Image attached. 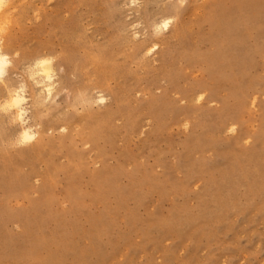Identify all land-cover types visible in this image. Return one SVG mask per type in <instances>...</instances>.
Returning a JSON list of instances; mask_svg holds the SVG:
<instances>
[{"label":"rangeland","instance_id":"obj_1","mask_svg":"<svg viewBox=\"0 0 264 264\" xmlns=\"http://www.w3.org/2000/svg\"><path fill=\"white\" fill-rule=\"evenodd\" d=\"M128 2L0 10L9 83L59 54L68 89L32 143L0 117V264H264V0Z\"/></svg>","mask_w":264,"mask_h":264},{"label":"clouds","instance_id":"obj_2","mask_svg":"<svg viewBox=\"0 0 264 264\" xmlns=\"http://www.w3.org/2000/svg\"><path fill=\"white\" fill-rule=\"evenodd\" d=\"M139 4L140 0H129L127 6L134 8ZM7 6L8 0H0V10ZM9 26L10 21H0V88L4 90V94L0 95V117H7L9 125L19 126L17 143L26 145L34 142L38 136L31 124V112L34 109L47 110L49 105L57 103L61 95H67L68 89H60V76L65 70L63 66L56 67L60 59L59 54L35 58L25 65L23 74L18 77L16 84L9 83V69L13 68L14 59L20 56L18 51L15 53L4 51L3 36L7 34ZM163 27L167 29L168 22H165ZM29 82L35 91V101L29 96ZM97 102L102 103L103 100ZM60 130L65 131L64 128Z\"/></svg>","mask_w":264,"mask_h":264},{"label":"bare ground","instance_id":"obj_3","mask_svg":"<svg viewBox=\"0 0 264 264\" xmlns=\"http://www.w3.org/2000/svg\"><path fill=\"white\" fill-rule=\"evenodd\" d=\"M242 2V1H241ZM249 2H251V1H249ZM251 4V3H250ZM254 4V3H253ZM243 6V5H242ZM172 7V6H171ZM246 7V6H245ZM161 7H159V9H160ZM243 8H244V6H243ZM170 8H161V10L163 11V13L165 12L166 13V11H168ZM247 9V8H246ZM175 10L177 11V9L175 8ZM243 10V9H242ZM159 12H161V11H159ZM170 11H168V13H169ZM171 12H174V11H171ZM210 12V11H209ZM153 13V12H152ZM176 13V12H175ZM259 13V12H258ZM264 13V12H263ZM256 14V13H255ZM150 16H152V15H154V14H149ZM258 15V14H257ZM149 16V17H150ZM156 16V15H155ZM172 16V15H171ZM171 16H162L160 19H153L152 20V24H151V28H152V34H153V36H156V40H153V44L152 45H149V42H148V40H143V41H140V42H138L137 43V49L139 50V52L140 53H143V54H145V52L144 51H153V50H158V49H160L159 48V46H160V42H159V40L161 39V40H165L166 38L164 37V36H161V34H162V31L163 30H165V28L163 27V25L165 24V22H168V27H167V29L169 30L170 29V27L172 26L171 25V23H172V20L176 17L177 18V14L176 15H174L175 17L173 18V19H171L172 17ZM260 16V15H259ZM148 17V19H150ZM251 17V16H250ZM263 17V16H262ZM175 20V19H174ZM212 20V19H211ZM177 21V20H176ZM151 22L149 21V24H150ZM179 23V22H178ZM173 24H174V22H173ZM173 26H176L175 24L173 25ZM178 27V26H177ZM175 28V27H174ZM214 28H215V25H214ZM235 29V28H234ZM176 30V29H175ZM177 31V30H176ZM174 32V31H173ZM178 32V31H177ZM67 33V32H66ZM150 39V38H149ZM71 41V40H70ZM167 41V40H166ZM136 42V41H135ZM124 43H126V42H124ZM160 43V44H159ZM136 44V43H135ZM173 44V43H172ZM163 47H164V45H162ZM161 46V47H162ZM3 48H4V51L5 52H8V53H10L9 52V50L7 49V47L4 45V42H3ZM69 54V53H68ZM89 54V53H88ZM146 54H147V52H146ZM45 54H40V55H37V56H35L32 60H29V62L27 63V64H29V63H31L35 58H37V57H40V56H44ZM47 55H50V54H47ZM196 55V54H195ZM73 56V55H72ZM159 56H161V53H160V55ZM66 57V56H65ZM199 57V56H198ZM67 58H69V57H66V59ZM205 58L207 59L206 60V63L208 64V62L211 64V65H218V66H223V59H224V56L222 55V54H220L219 56H217V57H214L213 59H210L209 61H208V55H206L205 56ZM70 59V58H69ZM91 59V58H90ZM62 60H63V58H62ZM68 60V59H67ZM66 60V61H67ZM72 62V61H71ZM26 64V63H25ZM71 64V63H70ZM72 64H73V62H72ZM85 65V64H84ZM235 65V64H234ZM57 66V65H56ZM60 66V65H59ZM83 66V65H82ZM235 66H237V64L235 65ZM232 67V66H231ZM25 68V67H24ZM59 68V67H58ZM67 69V68H66ZM69 69V68H68ZM71 70V69H70ZM69 71V70H68ZM83 71V70H82ZM84 71H86V70H84ZM9 72H10V69H9ZM88 72V71H87ZM69 73V72H68ZM70 73H71V71H70ZM86 73V72H85ZM84 73V74H85ZM90 75V74H89ZM9 77H10V75H9ZM88 77H90V76H88ZM87 77V78H88ZM61 78V77H60ZM89 79V78H88ZM87 79V80H88ZM61 80H63V81H66L65 79H62L61 78ZM60 80V81H61ZM92 80V79H91ZM90 80V81H91ZM12 82V81H11ZM13 83V82H12ZM11 83V84H12ZM81 83V82H80ZM84 84H85V82H84ZM98 84V83H97ZM94 85V84H93ZM73 86V85H72ZM74 90H76V89H74ZM101 93V92H100ZM100 93H98V94H100ZM83 94V93H82ZM77 95H80L81 96V94H80V92L77 94ZM242 96V95H241ZM79 98V97H78ZM159 99H161V98H159ZM92 100V99H91ZM98 100H103V102L101 103V104H104L105 105V107L107 106L106 105V103H107V98H106V96L105 95H99V97H98V99H97V101ZM81 101H83V100H81ZM86 101H88V102H91L90 101V99L89 98H86ZM85 101V103H87ZM155 102V101H154ZM88 105V104H87ZM104 105H102L103 107H104ZM45 112V111H44ZM110 115V114H109ZM32 116V115H31ZM37 118H38V116H37ZM36 119V118H35ZM39 120V119H38ZM47 120V119H46ZM140 130V129H139ZM37 131V133H38V136H37V139L39 138V136H40V131L37 129L36 130ZM36 139V140H37ZM126 141V140H125ZM259 145V144H258ZM257 146V145H256ZM261 148H263L262 146H261ZM252 152V151H251ZM250 152V153H251ZM254 152H255V150H254ZM255 153H252V155H254ZM238 178V177H237ZM229 180V179H228ZM227 180V181H228ZM236 182V181H235ZM253 185V184H252ZM257 186V185H256ZM256 186L254 187V188H256ZM258 190H262V188H258ZM44 259L42 258L41 259V263L42 264H46L44 261H43ZM75 263V262H74Z\"/></svg>","mask_w":264,"mask_h":264}]
</instances>
